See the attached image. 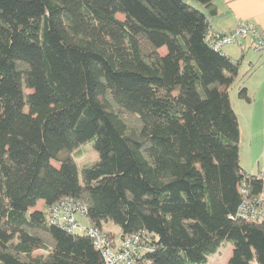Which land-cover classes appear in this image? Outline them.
<instances>
[{
  "label": "trees",
  "instance_id": "1",
  "mask_svg": "<svg viewBox=\"0 0 264 264\" xmlns=\"http://www.w3.org/2000/svg\"><path fill=\"white\" fill-rule=\"evenodd\" d=\"M215 13L213 0H0V264H104L50 222L63 197L88 224L144 232L137 264H206L226 242L228 264H264V221L237 216L241 183L251 195L263 181L239 162L240 59L213 48ZM92 139L79 172L73 152Z\"/></svg>",
  "mask_w": 264,
  "mask_h": 264
},
{
  "label": "crops",
  "instance_id": "2",
  "mask_svg": "<svg viewBox=\"0 0 264 264\" xmlns=\"http://www.w3.org/2000/svg\"><path fill=\"white\" fill-rule=\"evenodd\" d=\"M213 1L216 13L210 17L212 33L227 32L244 21L264 29V0ZM225 46L222 53L240 59L234 96L229 92L240 130L239 162L246 173L261 175L264 174V56L254 50L250 38ZM240 86L246 88L249 101L238 96Z\"/></svg>",
  "mask_w": 264,
  "mask_h": 264
},
{
  "label": "built area",
  "instance_id": "3",
  "mask_svg": "<svg viewBox=\"0 0 264 264\" xmlns=\"http://www.w3.org/2000/svg\"><path fill=\"white\" fill-rule=\"evenodd\" d=\"M250 38L254 50L264 56V29L259 28L251 21L240 22L235 28L217 34L213 39V48L221 49L225 45L240 43L241 40ZM263 181L260 191L251 193L241 183V191L245 199L237 209V216L251 222L264 221V174L259 175ZM87 208L77 201L63 197L48 209L49 220L52 224L70 232L88 236L104 259V264H137L141 252L152 250L146 245L148 238L144 232H137L114 240L103 228L91 224H82L78 219H86Z\"/></svg>",
  "mask_w": 264,
  "mask_h": 264
},
{
  "label": "rangeland",
  "instance_id": "4",
  "mask_svg": "<svg viewBox=\"0 0 264 264\" xmlns=\"http://www.w3.org/2000/svg\"><path fill=\"white\" fill-rule=\"evenodd\" d=\"M121 18V15H119ZM227 47V46H225ZM161 52H164L165 49L162 48L160 50ZM253 52V50H250ZM237 88V80L234 82L232 87L230 88L229 92L231 93L232 97L234 96L235 90ZM93 139L88 140L87 142L81 144L78 146L74 152V160L76 162V165L78 167V171L80 172L81 168L83 166H89L91 165L95 160H97V153L94 150L93 147ZM57 165V164H56ZM259 176V175H258ZM44 205L43 202L40 200L36 203V206L34 208H31L30 210L35 209H43ZM78 219L82 224H87V220L81 216H78ZM102 228L106 230L107 232H110V235L113 237L114 240H118L120 237V228L117 224H115L113 221H103L102 222ZM233 245L231 242L223 243L220 248L212 255L207 256V263L206 264H228L229 259L232 254ZM42 253V251H36L35 254Z\"/></svg>",
  "mask_w": 264,
  "mask_h": 264
}]
</instances>
